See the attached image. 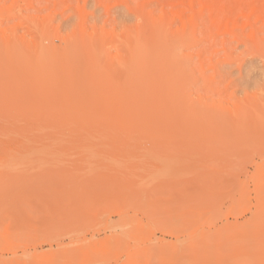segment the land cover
I'll return each instance as SVG.
<instances>
[{
	"label": "rangeland",
	"instance_id": "1",
	"mask_svg": "<svg viewBox=\"0 0 264 264\" xmlns=\"http://www.w3.org/2000/svg\"><path fill=\"white\" fill-rule=\"evenodd\" d=\"M259 89L264 0H0V264H264Z\"/></svg>",
	"mask_w": 264,
	"mask_h": 264
},
{
	"label": "clouds",
	"instance_id": "2",
	"mask_svg": "<svg viewBox=\"0 0 264 264\" xmlns=\"http://www.w3.org/2000/svg\"><path fill=\"white\" fill-rule=\"evenodd\" d=\"M71 15V13H69V16ZM135 22L137 24L141 23V19L139 17L136 18ZM76 25H73L72 28L70 29V31H74L75 30ZM108 51H113L114 50V46H109V48L107 49ZM259 93L260 95H264V89H259Z\"/></svg>",
	"mask_w": 264,
	"mask_h": 264
}]
</instances>
